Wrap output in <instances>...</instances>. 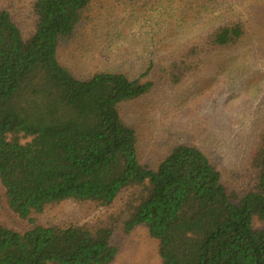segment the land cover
I'll return each mask as SVG.
<instances>
[{
  "label": "trees",
  "instance_id": "obj_1",
  "mask_svg": "<svg viewBox=\"0 0 264 264\" xmlns=\"http://www.w3.org/2000/svg\"><path fill=\"white\" fill-rule=\"evenodd\" d=\"M31 1L27 34L0 10V184L25 226L14 231L0 221V264H113L138 227L157 243L161 264H264V228L253 226L264 223V116L249 139L246 184L224 180L193 146L174 147L152 169L119 108L154 84L108 72L79 80L59 62L102 0ZM203 32L170 58L167 85L239 49L251 27L235 19ZM67 204L115 210L81 224L52 214Z\"/></svg>",
  "mask_w": 264,
  "mask_h": 264
},
{
  "label": "rangeland",
  "instance_id": "obj_2",
  "mask_svg": "<svg viewBox=\"0 0 264 264\" xmlns=\"http://www.w3.org/2000/svg\"><path fill=\"white\" fill-rule=\"evenodd\" d=\"M30 2L0 0V10H8L25 34L33 29ZM95 18L60 49L59 62L79 80L108 72L154 84L150 94L119 108L137 130L142 163L156 169L174 147L193 146L219 166L224 180L248 183L249 139L264 116V0H102ZM235 19L251 27L248 41L212 59L207 71L176 86L165 83L164 68L182 44ZM114 210L67 204L52 214L95 224ZM0 221L14 231L25 227L8 209L1 184ZM253 226L262 230L264 223L256 219ZM113 264H161L157 243L138 227L123 238Z\"/></svg>",
  "mask_w": 264,
  "mask_h": 264
}]
</instances>
